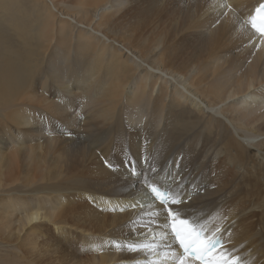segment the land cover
<instances>
[{
    "label": "bare ground",
    "instance_id": "6f19581e",
    "mask_svg": "<svg viewBox=\"0 0 264 264\" xmlns=\"http://www.w3.org/2000/svg\"><path fill=\"white\" fill-rule=\"evenodd\" d=\"M197 1L172 32L156 19L151 41L135 35L132 45L116 18L126 0H76L75 17L59 11L60 0H0V22L19 39L0 27V190L19 176L18 153L41 181L36 191L3 196L16 200L4 207L9 223L71 246L73 264L83 253L95 255L91 264H145L143 253L111 244L136 238L130 221L139 209L128 205L140 185L125 161L135 157L139 167L142 147L161 179L175 177L192 193L190 211L227 217V247L244 264H264V42L246 23L262 0ZM137 7L142 18L147 10ZM62 131L67 148L50 152L46 143ZM64 185L73 200L90 201L101 225L76 229L61 214L53 221L55 203L45 195ZM26 204L30 211H16Z\"/></svg>",
    "mask_w": 264,
    "mask_h": 264
},
{
    "label": "snow or ice",
    "instance_id": "6c2138e0",
    "mask_svg": "<svg viewBox=\"0 0 264 264\" xmlns=\"http://www.w3.org/2000/svg\"><path fill=\"white\" fill-rule=\"evenodd\" d=\"M246 23L264 42V3L249 13ZM139 164L135 157L125 161L128 173L140 185L139 195L128 205L139 209L130 221L136 238L113 240V247L143 253L145 264H244L237 249L227 247L231 240L227 217L190 211L192 193L180 180L161 179L147 155L141 154Z\"/></svg>",
    "mask_w": 264,
    "mask_h": 264
},
{
    "label": "rangeland",
    "instance_id": "374dc122",
    "mask_svg": "<svg viewBox=\"0 0 264 264\" xmlns=\"http://www.w3.org/2000/svg\"><path fill=\"white\" fill-rule=\"evenodd\" d=\"M75 1L76 0H60V2L56 6L59 9V11H63V13L69 12V14H71V15L73 14V17H75L74 16V14H75V9H74ZM34 3H35V1L31 2V6ZM28 4H29V0H28ZM39 4H41V3L39 2ZM69 5H70V7H69ZM150 5H151V7L158 8V9L152 10L154 8H151ZM198 5H199V1H197V0H194L191 2H189L188 0H183V1L182 0H126V3L123 4L122 7H120L118 9L116 18L122 22L123 31L129 29L128 31H130L132 33V37L129 39L130 40L129 43L131 42V44L133 45L131 39L134 40L135 44H136V42H139V38H138V40H135V37H134L135 35L139 37L140 34H143L144 36L149 34V36H147V38L149 37L147 40L151 41L150 38L152 39L153 37H151L150 35L153 36V34L148 32V31L151 28V25L153 28V24H154V21L156 19L159 20L158 26L161 29H164L166 31L168 29L167 32H172L171 30H172V27L175 24V22L177 25L178 21L182 18L183 14L187 15L188 13H193V10ZM134 6L136 8H138L137 6H139L140 9H143V11L147 10L146 13L142 15V18H140L134 14V12H133V8H135ZM52 12H54V14L59 13V12L57 13L53 10H52ZM88 19L97 20V17H94V16H93V18L88 17ZM54 20H57V19L55 18ZM171 23L173 25H171ZM0 27H3L5 32H7V33L9 32V35L11 37L12 31H9L8 28L6 29L5 24L3 25V23H1ZM131 27H132V29H131ZM169 27L171 30H169ZM105 29L106 30L108 29L110 31H114L112 29H109L108 26H106ZM178 32H180L179 28H178ZM11 38H13L12 39L13 42L19 43V39H15L14 37H11ZM179 38H182V36ZM57 43L59 44V43H61V41L58 40ZM74 47H75L74 43L73 44L70 43V46H69L70 49L67 47L69 49L68 52L70 54L68 60L70 62H72V60H73V65H75L74 64L75 60L73 59V54L76 53V50L74 49ZM84 114H86V113H84ZM71 115H72L71 118L76 117L75 113H72ZM77 117H78V119H77ZM77 117L74 119L75 124H77L76 121L77 122L80 121L81 116L79 115ZM37 119H39V117L35 116V119H33V122H36ZM38 121H40V119ZM52 122L58 127V130H60L59 126L61 125V122L60 121L58 122V120H55V119L52 120ZM224 123H225V121H224ZM40 125L48 127L47 125H49V122H47V121L45 122L42 119ZM141 126L142 125H139L136 129L138 131H141L143 129V126L142 127ZM57 127H55L54 129H56ZM139 127H141V128H139ZM45 131H48V130H45ZM219 131L223 134H226V131L224 130L223 124L220 125ZM229 131L233 132L232 129H229ZM64 135H66V136L64 137ZM68 135L64 131H62L60 133L56 132L57 139L54 140V137H51L49 139V141L46 143V146H48L50 152H52V150H55V149H60L61 147L67 148V145H66L63 138H66V137L68 138L69 137ZM51 136H53V134ZM6 137L8 138L9 136H6ZM39 142L41 143L40 140H39ZM140 149H141L140 150L141 154L146 155L144 150L142 149V147H140ZM16 150L17 149L12 148L10 150V152H15ZM129 155H131V153ZM13 158L16 159V161H17V165H18L17 169L19 171V174H18L19 176L16 179V182H14V184H12L10 186L13 188L5 187L4 189L0 190V264H12V262L14 263V261H15V263L17 262L18 264H28L29 261H30V263H37V264H55V262L57 264L58 263L60 264V263H62V261H59V259H62V257H63V261H64L63 264L72 263L73 262L72 259L71 258L69 259V255H70L69 253L72 252L71 246L66 245V244L58 245L57 243L55 244V242L53 241L55 244L54 245L53 242L51 241V239H45V237H43V238L39 237L37 235L38 232L29 233L28 229H30V228L27 225H26L27 226L26 228L21 229L20 226H18L16 224V222L9 223V222H11V221H9V219H11V217H9V219H7L8 218L7 215L5 216L4 207L6 205H12L13 203L16 202V200L14 198L13 199L10 198L8 201L4 202V201H2V200H5L3 198V196L7 197L8 196L7 193L13 192V191L14 192L17 191L19 193L20 192L36 191L37 188H39V185L41 183V181L38 180V176H37L38 174L35 173L36 175L33 174L34 175L33 176L32 174H29L28 170H26V168H27L25 166L26 162L23 160V157L20 156V153H18ZM22 161H24V162H22ZM23 164H25V165H23ZM20 169H22V170H20ZM22 172H24V173L22 174ZM26 172H28V173H26ZM27 174H29V175H27ZM30 178H32V180H33V182L30 185L27 186L25 183H23L26 181V179H30ZM36 183H38V184H36ZM83 187L84 186H79V188H83ZM66 188H68V189H66ZM69 188H70L69 186L64 185V186H62V192L63 193L62 192H60L59 194L50 193V195H48V196L45 195L48 198H45L44 201H48V203H49V201L55 203L54 207H56V209H55V211L52 212V213H54L53 221L58 219V214H61L62 217L60 218V220L67 221V223H69V225H71V226L73 225L72 227L76 228V229H90L92 227V225H101L102 224V215H98V216H92L91 215V213L89 211V207H88V206H90V201L86 197H85L87 200L86 202L79 201V200H73L72 199L73 198L72 192L68 193V192H70ZM254 189H253V192L256 191V189L255 190ZM5 191H8V192L3 193ZM41 195L42 194L39 193V197ZM36 196L38 198V195H35L34 197H36ZM44 201H40L39 204H41L43 206L42 202H44ZM29 205L30 204H26L24 206H19L16 208V211H23L22 213L30 211ZM37 207H39V205ZM37 207H36V210H37ZM49 209H51V208H48L46 210L49 211ZM41 211H43V210L39 209L40 213H44L45 210L43 212H41ZM39 212L37 211V213H39ZM49 212H51V211H49ZM36 223H34V224H36ZM38 224L41 225L40 222H38ZM55 247H57V248H55ZM47 249L49 250V253L44 255L43 250H47ZM77 249H80V248H77ZM50 250H51V252H50ZM58 250L62 252L61 254L63 256L59 253ZM55 252H58V253H55ZM57 256H59V257L57 258ZM94 256L95 255H92L91 253H83V254H80L77 256V258L75 259V262L77 264H91V260L94 258Z\"/></svg>",
    "mask_w": 264,
    "mask_h": 264
}]
</instances>
